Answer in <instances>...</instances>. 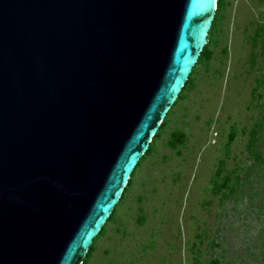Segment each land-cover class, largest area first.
Wrapping results in <instances>:
<instances>
[{
	"label": "water",
	"instance_id": "water-1",
	"mask_svg": "<svg viewBox=\"0 0 264 264\" xmlns=\"http://www.w3.org/2000/svg\"><path fill=\"white\" fill-rule=\"evenodd\" d=\"M215 11L216 0H0V264H82Z\"/></svg>",
	"mask_w": 264,
	"mask_h": 264
},
{
	"label": "rangeland",
	"instance_id": "rangeland-1",
	"mask_svg": "<svg viewBox=\"0 0 264 264\" xmlns=\"http://www.w3.org/2000/svg\"><path fill=\"white\" fill-rule=\"evenodd\" d=\"M207 40L85 264H264V0Z\"/></svg>",
	"mask_w": 264,
	"mask_h": 264
},
{
	"label": "trees",
	"instance_id": "trees-1",
	"mask_svg": "<svg viewBox=\"0 0 264 264\" xmlns=\"http://www.w3.org/2000/svg\"><path fill=\"white\" fill-rule=\"evenodd\" d=\"M223 5H224V0H217V1H216V11H215L214 18H213V20H212L211 27L209 28L208 34H209L210 31L215 27V25H216V23H217V20H218L220 14H221V10H222V8H223ZM207 44H208V40H207V42L205 43V45H204L202 51L200 52V54H199V56H198V59H197L195 65H196L200 60L209 57V55H210V51H209V49H208V45H207ZM195 65H194V66H195ZM194 66H193V68H194ZM193 68H192V70H191V72H190V74H189L187 80L185 81L183 87L181 88V90L184 89L185 86L191 81V74H192V72H193ZM179 96H180V94L177 96V98H178ZM164 123H165V119H163V121H162V123L160 124L159 128L163 127V126H164ZM159 128H158V129H159ZM157 131H158V130H157ZM157 135H158V132H156V133L154 134L153 138H154L155 136H157ZM180 141H182V133H180V132H176V131H175V132H172V133H171V138L169 139L168 144H169L171 147H175V145H176L178 142H180ZM151 150H152V145L149 144L147 150H146L145 153L140 157V159H139L138 162L136 163L134 169H133L132 172L130 173V177H129V179H128V183H127V185L125 186V188L123 189V191H122V193H121V196H120L118 202L123 198L124 193H125V191H126V187H127V186L130 184V182H131V180H130L131 175H132V173L134 172L135 168L138 166L140 160H141L145 155L149 154V153L151 152ZM118 202L116 203V205L118 204ZM116 205H115L114 208L112 209V211H111L109 217L106 219L105 223H106L107 221H110V220L113 218V215H114V212H115V207H116ZM105 223H104V224L102 225V227L100 228L98 234L93 238L92 243H91V245L89 246L88 251H87V253L85 254V256H84V258H83V262H82V264H85V263L87 262V259H88L89 255H90V253H91V251H92V249H93L92 244H93V242L95 241V238H96L99 234H101V233L104 231Z\"/></svg>",
	"mask_w": 264,
	"mask_h": 264
},
{
	"label": "clouds",
	"instance_id": "clouds-1",
	"mask_svg": "<svg viewBox=\"0 0 264 264\" xmlns=\"http://www.w3.org/2000/svg\"><path fill=\"white\" fill-rule=\"evenodd\" d=\"M217 1V0H216ZM207 38V37H206Z\"/></svg>",
	"mask_w": 264,
	"mask_h": 264
}]
</instances>
